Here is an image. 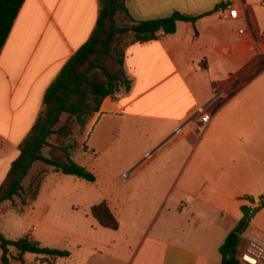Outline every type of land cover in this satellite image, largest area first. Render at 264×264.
Returning <instances> with one entry per match:
<instances>
[{"label":"crops","instance_id":"crops-1","mask_svg":"<svg viewBox=\"0 0 264 264\" xmlns=\"http://www.w3.org/2000/svg\"><path fill=\"white\" fill-rule=\"evenodd\" d=\"M227 4L238 7L240 19L223 17ZM126 5L137 21L176 12L200 17L179 21L174 34L126 48L131 87L105 98L82 128L87 140L77 145L95 155L79 163L97 176L95 182L74 176L71 188L45 190L48 176L59 173L49 169L36 199L3 204L0 213L8 211L0 217V230L6 237L29 236L70 252L57 259L28 252L12 264H222L221 245L243 217L242 207L256 202L261 208L248 229L253 233L257 225L263 232L258 219L264 211V53L253 38L264 30V0H126ZM99 11L100 0H23L0 50V186L47 89L90 39ZM241 28L250 33L241 36ZM202 106L207 123L196 115ZM139 138L146 148L129 164V193L154 200L129 209L113 198L102 200L104 193L89 189V183L99 190L102 178L107 181L97 158ZM102 201L118 219L117 230L92 215ZM13 215L24 230L20 238L1 226Z\"/></svg>","mask_w":264,"mask_h":264},{"label":"trees","instance_id":"trees-1","mask_svg":"<svg viewBox=\"0 0 264 264\" xmlns=\"http://www.w3.org/2000/svg\"><path fill=\"white\" fill-rule=\"evenodd\" d=\"M2 1L0 0V22L7 11ZM19 8L20 6L18 10ZM199 17L176 12L166 18L137 21L129 12L126 0H100L95 30L47 89L42 110L20 144L19 155L12 162L8 175L0 186V208L17 197H22L24 205L28 200L36 199L49 169L95 182L97 176L73 157L72 149L76 144L68 139L75 128L69 123L70 120L83 128L100 111L105 98L115 95L122 87H131L132 81L124 69L126 48L130 44L174 34L179 21L196 22ZM12 23L5 30L0 26V33L4 31L0 50ZM65 115L68 120L63 122ZM46 149L48 153L45 152ZM256 211L251 207H242L243 217L220 247L222 264H241L236 254L242 234L249 228ZM91 212L102 226L114 230L119 228V221L106 201L94 205ZM0 248L4 264H12V259H20L28 252L53 259L70 255L67 250L33 242L29 236L9 239L1 230ZM14 250L17 255L13 254Z\"/></svg>","mask_w":264,"mask_h":264},{"label":"rangeland","instance_id":"rangeland-1","mask_svg":"<svg viewBox=\"0 0 264 264\" xmlns=\"http://www.w3.org/2000/svg\"><path fill=\"white\" fill-rule=\"evenodd\" d=\"M23 0H3L2 4L6 6L7 11L3 16L2 21L0 22V26L3 28V30L8 29L12 23L13 17L16 14V11L18 10V7L21 6ZM4 31L0 33V41L3 38ZM68 120V117L65 115L63 117V122H66ZM74 128V133L72 136L68 139L69 142L75 143L76 146L72 149V153L75 157V159L78 161V163L82 162V160H89L91 158H94V154L91 152H85L82 150V148H79L78 141L79 140H87V135L82 134V128L77 125L75 122L70 120L69 122ZM146 148V140L136 139L135 141L131 142L127 146L123 147L120 151H108L105 152V154L102 155V157H98L97 160L102 166L101 173L107 177V181L103 180L102 178V187H98V189L91 188L92 184L89 183V189H93L98 191L97 194L104 193L102 200H109V199H115L119 202V206L122 208H133L137 206H147L149 207L154 198L146 196L143 192L138 193L137 195H133L132 193H129V187L132 183L130 181V170L128 169L129 164L133 161V158H136L139 156L144 149ZM46 153H48V149L45 150ZM85 153H87V157L85 158ZM127 172L124 174L123 173ZM127 174V175H126ZM126 175V176H125ZM110 177V180L108 179ZM76 179L74 176H67L63 173H57V175H53V173L48 176V178L44 182V189L50 190V189H66L71 188L70 182L72 180ZM114 178V180H112ZM88 182V181H87ZM93 192L92 195H90V198L92 200L95 198L96 195ZM101 195V194H100ZM100 197V199H101ZM45 198V197H44ZM97 199V198H96ZM176 199V198H175ZM172 199L169 200L168 203L171 202ZM62 204H66V199L64 198L63 201H61ZM263 204V203H262ZM181 205V204H180ZM263 206V205H262ZM261 208V207H260ZM254 217L259 212L258 209ZM8 211V209H4L2 213H0V217L4 215V212ZM141 214V213H140ZM260 220L258 219L259 223L262 225L263 232H259L257 229V225L254 227L253 233L256 234L259 238L263 239L264 241V211L261 213ZM146 218L148 215L147 212H144V214H141ZM16 218L17 216L13 215V217H8L5 220H2L1 226L4 227L5 231L14 238H20L23 234V228H18L16 226ZM1 219V218H0ZM26 226L28 225V221L25 220ZM236 226V224H235ZM234 226V227H235ZM233 229V228H232ZM251 233L249 229H247L242 234V241L239 247L242 249L244 247V240L249 236H254V234Z\"/></svg>","mask_w":264,"mask_h":264},{"label":"built area","instance_id":"built-area-1","mask_svg":"<svg viewBox=\"0 0 264 264\" xmlns=\"http://www.w3.org/2000/svg\"><path fill=\"white\" fill-rule=\"evenodd\" d=\"M223 17L228 20H238L241 18V14L236 5L227 4L223 12ZM238 33L241 36H247L250 31L247 28H241ZM253 41L255 48L264 53V30L262 35L259 38H253ZM196 115L202 116L203 123L209 122V116L206 114L205 107H199L196 111ZM259 204L257 202L254 203L251 208L253 210L258 209L261 206V203ZM244 242V247L238 249L236 254V257L241 261V264H264V241L260 238L249 236Z\"/></svg>","mask_w":264,"mask_h":264}]
</instances>
